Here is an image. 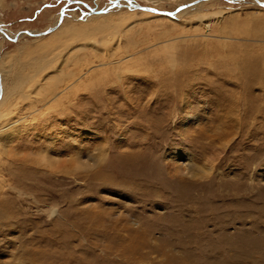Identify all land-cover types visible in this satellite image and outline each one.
<instances>
[{
    "label": "rangeland",
    "instance_id": "1",
    "mask_svg": "<svg viewBox=\"0 0 264 264\" xmlns=\"http://www.w3.org/2000/svg\"><path fill=\"white\" fill-rule=\"evenodd\" d=\"M70 1L0 0V264H264V6Z\"/></svg>",
    "mask_w": 264,
    "mask_h": 264
},
{
    "label": "water",
    "instance_id": "2",
    "mask_svg": "<svg viewBox=\"0 0 264 264\" xmlns=\"http://www.w3.org/2000/svg\"><path fill=\"white\" fill-rule=\"evenodd\" d=\"M122 1H127V3H128V6L130 7V8H135V9H142V10H145V11H150V12H154V13H158V14H167V15H175V14H177L178 12H180L181 10H183V9H185V8H187V7H189V5L188 6H181V7H179L176 11H173V12H168V11H161V10H159V9H155V8H152V7H148V6H145V5H141V4H138V3H136V2H132L131 0H122ZM201 1H204V0H201ZM233 1H245V0H233ZM71 3H82L81 1H76V0H71L70 1ZM255 2L257 3V4H259V5H262V6H264V2L263 1H261V0H255ZM85 4V3H84ZM194 4H198V2L197 3H193V4H190L191 6H193ZM88 8H90L91 9V11H92V13H101V12H106V10H102V11H98L99 9H93V8H91V7H89L88 6ZM65 11H66V7H64L63 9H62V17H64V13H65ZM61 19H60V22H59V24L61 23ZM59 24L58 25H56V26H54L53 28H51V29H46V30H44V31H40V32H31V31H28V30H25V31H23V32H21V33H18V34H16L14 37H10L9 35H7V33L3 30V28L0 26V32H2V33H4L6 36V38L7 39H9V40H13V41H18V39H19V37H20V35L21 34H24V33H26V34H29V35H36V36H44V35H47V34H49L51 31H53L54 29H56L58 26H59Z\"/></svg>",
    "mask_w": 264,
    "mask_h": 264
},
{
    "label": "bare ground",
    "instance_id": "3",
    "mask_svg": "<svg viewBox=\"0 0 264 264\" xmlns=\"http://www.w3.org/2000/svg\"><path fill=\"white\" fill-rule=\"evenodd\" d=\"M132 2H135V1H133V0H131ZM123 2L124 1H122V0H119V1H116L115 2V5H117V6H121V5H123ZM202 2V1H201ZM121 4V5H120ZM197 5V4H196ZM184 10V9H183ZM62 11V10H61ZM98 11H102V10H98ZM182 11V10H181ZM66 13V12H65ZM65 13H64V17H65ZM106 14L107 12H101V13H90L91 15H87L88 17H93V16H98V15H102V14ZM179 13V12H178ZM177 14H175V15H168V16H176ZM64 17H62V12H61V14H60V17H59V20L57 21V23L54 25V26H56V25H58L59 24V22H60V19L62 20L61 21V23L59 24V26L56 28V29H58L59 27H60V25L62 24V22H63V19H64ZM88 19V21L90 20V18H87ZM90 24L93 26V24H92V22H90ZM1 26V25H0ZM99 26V25H98ZM2 28H3V30L7 33V35H9V33H8V30L6 29V27L5 26H1ZM90 27V26H89ZM88 27V28H89ZM95 27V26H94ZM102 27V26H101ZM56 29H54L53 31H55ZM79 30V29H78ZM21 33V32H20ZM0 34H3L4 36H6L4 33H2V32H0ZM23 34H21L20 35V37L22 36ZM10 36V35H9ZM45 36V35H44ZM10 37H12V36H10ZM19 37V38H20ZM64 60V59H63ZM69 87V86H68ZM4 96V95H3ZM2 100V99H1ZM184 154V153H183ZM52 157V156H51ZM51 157H49V158H51ZM49 158H48V160H49ZM186 158V157H185ZM100 159V158H99ZM98 160V159H97ZM189 167V166H188ZM193 169V168H192ZM188 170H189V168H188ZM187 170V171H188ZM200 171V170H199ZM182 172H184V171H182Z\"/></svg>",
    "mask_w": 264,
    "mask_h": 264
},
{
    "label": "crops",
    "instance_id": "4",
    "mask_svg": "<svg viewBox=\"0 0 264 264\" xmlns=\"http://www.w3.org/2000/svg\"><path fill=\"white\" fill-rule=\"evenodd\" d=\"M55 24H56V23H55ZM55 24H53V26H54ZM6 25H7V26H6L7 28L11 29L10 27H8L10 24H6ZM18 33H20V32H18ZM18 33H17V34H18ZM13 34H14V33H13ZM14 35H15V34H14ZM47 36H48V35H47ZM3 39L5 40V41H4L5 43H4L3 45H5V44H6V40H9V39H7V38H3ZM9 41L15 42V41H13V40H9ZM43 48H44V46H43Z\"/></svg>",
    "mask_w": 264,
    "mask_h": 264
},
{
    "label": "snow or ice",
    "instance_id": "5",
    "mask_svg": "<svg viewBox=\"0 0 264 264\" xmlns=\"http://www.w3.org/2000/svg\"><path fill=\"white\" fill-rule=\"evenodd\" d=\"M4 257H0V259H3Z\"/></svg>",
    "mask_w": 264,
    "mask_h": 264
}]
</instances>
